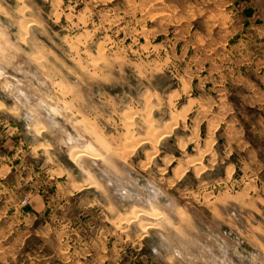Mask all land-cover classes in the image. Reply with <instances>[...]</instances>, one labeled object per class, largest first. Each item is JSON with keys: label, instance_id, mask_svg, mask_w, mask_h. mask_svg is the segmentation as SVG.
Masks as SVG:
<instances>
[{"label": "rangeland", "instance_id": "1", "mask_svg": "<svg viewBox=\"0 0 264 264\" xmlns=\"http://www.w3.org/2000/svg\"><path fill=\"white\" fill-rule=\"evenodd\" d=\"M0 65V264H264V0H0Z\"/></svg>", "mask_w": 264, "mask_h": 264}, {"label": "bare ground", "instance_id": "2", "mask_svg": "<svg viewBox=\"0 0 264 264\" xmlns=\"http://www.w3.org/2000/svg\"><path fill=\"white\" fill-rule=\"evenodd\" d=\"M0 69H1V65H0ZM28 116H29V118H27ZM31 117H32V115L29 114V115L26 116V114H25V118H26V119H29V120H30ZM149 130H150V129H149ZM152 130H153V129H152ZM70 137H71V136H70ZM70 139H72V138H70ZM146 140H147V139H146ZM146 140H144V141H146ZM140 141H141V140H140ZM140 141H139V142H140ZM71 142H72V140H71ZM141 142H142V141H141ZM149 142H150V141H149ZM137 143H138V142H137ZM75 145H76V144H75ZM137 145H138V144H137ZM68 147H69V146H68ZM70 147H71V148H70ZM70 147H69V148H70V149H69V150H70V151H69V155H70L71 157L73 156V159H74V158L77 159V157H79V156H83V155H87V157H89L92 161H95V160L99 159L98 156L96 157L95 154H93V153L90 151L91 149H89V151H87L88 148L85 149V147H83V148H79V147L76 146L77 148H75V149H74V148L72 149V146H70ZM73 147H75V146H73ZM152 148H153V147H152ZM71 149H72V150H71ZM86 152H88V153H86ZM97 161H98V160H97ZM82 171H85L84 167H83ZM85 172L87 173V170H86ZM90 177H91V176H90ZM110 179L112 180V178H110ZM92 180H93V179H92ZM86 183H87V181H86ZM110 183H111V182H110ZM115 183H116V184H120V185H122V186L124 185L123 182H121L120 180H119V181L115 180ZM121 188H122L124 191H126V192L128 191V192H129V190H128L126 187H121ZM131 193H132V192H130V194H131ZM127 194H128V193H127ZM132 196H133V195H132ZM134 197H139V198H140V195H137V193H134ZM135 199H136V198H135ZM134 207H135V206H134ZM134 207H133V208H134ZM137 207H138V205H137L135 208H137ZM139 207H140V205H139ZM142 207H143V206H142ZM142 207L139 208V209L137 208V210H134V212H133V213H134V214H133V218H136V217L138 218V216H139V217H140V216L143 217V216L146 215V212H147L148 210H147V209H144V208H142ZM154 208H155V207H154ZM131 209H132V208H131ZM150 209H151V208H150ZM154 210L156 211V208H155ZM155 211H154V212H155ZM149 213H150V212H149ZM151 213H152V212H151ZM152 214H153V213H152ZM155 214H156V213H155ZM157 214H158V213H157ZM127 215H128V214H127ZM156 216H157V215H156ZM127 217H128V216H127ZM130 217H131V216H130ZM153 218L156 219V217H153ZM116 220H117V219H116ZM126 220H127V219H126ZM143 221H144V220H143ZM144 222H145V221H144ZM148 222H149V221H148ZM149 223L151 224V222H149ZM149 223H147V224H149ZM145 224H146V223H145ZM141 225H144V223L141 224ZM144 226H145V225H144ZM144 226H143V227H144ZM147 227H152V226H149V225H148Z\"/></svg>", "mask_w": 264, "mask_h": 264}, {"label": "crops", "instance_id": "3", "mask_svg": "<svg viewBox=\"0 0 264 264\" xmlns=\"http://www.w3.org/2000/svg\"><path fill=\"white\" fill-rule=\"evenodd\" d=\"M140 193H137V195H139Z\"/></svg>", "mask_w": 264, "mask_h": 264}]
</instances>
